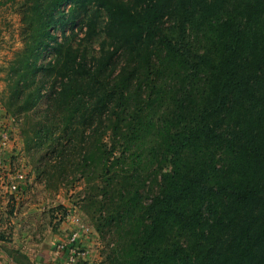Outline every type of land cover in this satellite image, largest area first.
Instances as JSON below:
<instances>
[{
	"label": "trees",
	"instance_id": "obj_1",
	"mask_svg": "<svg viewBox=\"0 0 264 264\" xmlns=\"http://www.w3.org/2000/svg\"><path fill=\"white\" fill-rule=\"evenodd\" d=\"M22 4L1 103L45 186L127 236L103 264H264V0Z\"/></svg>",
	"mask_w": 264,
	"mask_h": 264
},
{
	"label": "rangeland",
	"instance_id": "obj_2",
	"mask_svg": "<svg viewBox=\"0 0 264 264\" xmlns=\"http://www.w3.org/2000/svg\"><path fill=\"white\" fill-rule=\"evenodd\" d=\"M22 3L23 0H0V142L3 134L8 138L0 164V250L6 254L10 252L13 264H48V257L53 258L48 260L52 262L62 254L67 256V251L61 252L58 246L66 244L72 234L77 233L76 254L87 264H103L113 248H124L127 236L124 238V232L115 227L104 236L96 231L91 219L93 209L88 202L91 186L82 180L56 184L54 189L45 186L37 176L36 166L25 154L14 118L6 113L1 103V97L7 94L6 80L11 73V62L26 38L21 31L25 27L22 14L27 6ZM66 10L68 6H61L58 13ZM81 26L78 19L74 31L76 45L79 42V45L83 44L84 28L80 31ZM63 31L70 35L71 26L67 24L61 29V22H58L52 32L60 39ZM95 47L92 52L97 50ZM46 57L48 55H43L44 59ZM142 166L144 172H140L141 177L152 181L154 173H158L154 172L153 163L146 158ZM18 174L23 176L22 180H13V176ZM13 183L19 186L16 192L10 189ZM72 216L79 218L81 224L89 229L87 234L80 232L71 222ZM0 264L10 263L0 257ZM65 264H70L67 258Z\"/></svg>",
	"mask_w": 264,
	"mask_h": 264
},
{
	"label": "built area",
	"instance_id": "obj_3",
	"mask_svg": "<svg viewBox=\"0 0 264 264\" xmlns=\"http://www.w3.org/2000/svg\"><path fill=\"white\" fill-rule=\"evenodd\" d=\"M8 143V138L5 134L2 135L1 138V142H0V148L2 149L3 147H5V145H7ZM23 176L21 174H18L17 176H13V180L18 179V180H22ZM18 184L13 183L10 186V189L13 192H16L18 190ZM70 216V215H69ZM71 222H74V224L77 226V229L80 230V232H82L83 234H87L89 229L85 228L84 225L81 224L80 219L76 218V216H72L71 217ZM79 233V232H78ZM78 234L74 233L72 234V236L70 237V239L68 240V242L66 244H60L58 246V249L61 250V252L67 251V259L69 261L70 264H75L78 260H82V258L79 257V254H76V252L74 251V246L77 243L79 237H77ZM83 255V253H81V256Z\"/></svg>",
	"mask_w": 264,
	"mask_h": 264
},
{
	"label": "crops",
	"instance_id": "obj_4",
	"mask_svg": "<svg viewBox=\"0 0 264 264\" xmlns=\"http://www.w3.org/2000/svg\"><path fill=\"white\" fill-rule=\"evenodd\" d=\"M5 147H3L2 149L0 148V164H2V161H3V159H4V151H5ZM62 236V235H61ZM57 237L58 236H56V241L58 240L57 239ZM0 257L1 258H3L4 259V261H8L10 264H13V261H12V259L10 258V255H9V253L10 252H7V254H6V252H4V251H2V250H0ZM29 257V256H28ZM67 258V256H65L64 254H62V257H56L55 258V260H51L52 262H49L48 260H50V259H53V258H50V257H48L49 259H46V261H47V263L49 264H65V260H66V258ZM56 261H57V263H56ZM46 264V263H45Z\"/></svg>",
	"mask_w": 264,
	"mask_h": 264
}]
</instances>
